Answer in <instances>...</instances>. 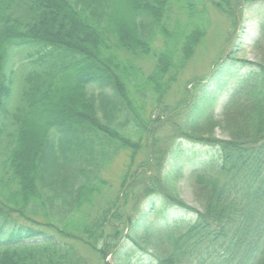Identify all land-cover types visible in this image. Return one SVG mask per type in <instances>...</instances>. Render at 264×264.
Here are the masks:
<instances>
[{
    "label": "trees",
    "instance_id": "obj_1",
    "mask_svg": "<svg viewBox=\"0 0 264 264\" xmlns=\"http://www.w3.org/2000/svg\"><path fill=\"white\" fill-rule=\"evenodd\" d=\"M258 2L0 0V264H89L81 247L97 264H264V21L256 61L232 49L177 87L211 11L233 31Z\"/></svg>",
    "mask_w": 264,
    "mask_h": 264
},
{
    "label": "rangeland",
    "instance_id": "obj_2",
    "mask_svg": "<svg viewBox=\"0 0 264 264\" xmlns=\"http://www.w3.org/2000/svg\"><path fill=\"white\" fill-rule=\"evenodd\" d=\"M238 12L239 25L237 29L232 31L229 24L230 21H228L226 17L211 11L212 23L208 36L199 47L195 56L188 62L184 73L179 78V86L177 87L182 88L190 82L194 83V79H203L214 65L219 62L220 58H223V56L227 55L232 49L238 51V53H236V58L238 59L249 61L257 60V52L254 46L260 36L259 25L264 21V2L242 6ZM238 37H240V39ZM187 88L190 89V87ZM223 100L224 97H221L220 100L217 101L215 110L216 116L220 114ZM214 135L219 139L226 138L219 130H215ZM155 136L159 144L169 140V127L158 129ZM201 150L204 152L203 149ZM203 152L202 155L204 154ZM140 158L141 157L138 156L137 161H140ZM127 162V153L119 155L105 171L104 179L110 183L112 182L114 186H117L119 177ZM176 189L181 201L188 206L196 207L186 179L177 182ZM80 250L89 264H97L98 261L96 256L92 252L82 247ZM107 260L110 259L108 258Z\"/></svg>",
    "mask_w": 264,
    "mask_h": 264
}]
</instances>
